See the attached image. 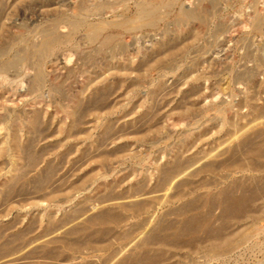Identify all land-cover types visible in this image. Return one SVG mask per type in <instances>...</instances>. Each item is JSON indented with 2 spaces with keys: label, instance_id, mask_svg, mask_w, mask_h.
<instances>
[{
  "label": "rangeland",
  "instance_id": "374dc122",
  "mask_svg": "<svg viewBox=\"0 0 264 264\" xmlns=\"http://www.w3.org/2000/svg\"><path fill=\"white\" fill-rule=\"evenodd\" d=\"M98 1L0 0V264H264V0Z\"/></svg>",
  "mask_w": 264,
  "mask_h": 264
},
{
  "label": "bare ground",
  "instance_id": "6f19581e",
  "mask_svg": "<svg viewBox=\"0 0 264 264\" xmlns=\"http://www.w3.org/2000/svg\"><path fill=\"white\" fill-rule=\"evenodd\" d=\"M84 1L85 3V0H82ZM88 1V0H87ZM98 1V0H96ZM109 2V0H107ZM169 1V0H168ZM78 2H81V1H78ZM99 2V1H98ZM105 2V1H104ZM76 3V1H75ZM74 3V4H75ZM84 3H80V5L84 4ZM102 3V2H101ZM115 3V2H114ZM169 3V2H168ZM79 4V3H77ZM99 4V3H98ZM107 4V3H106ZM113 4V3H112ZM165 5V3H164ZM167 5V4H166ZM88 6V4H87ZM154 6V5H153ZM91 7V6H89ZM81 8H85V7H81ZM154 8V7H153ZM153 8L151 9V11L153 10ZM100 8H98L99 10ZM79 10H80V7H79ZM88 10V9H87ZM86 11V10H85ZM90 10H88L89 12ZM95 11V10H94ZM139 11V10H138ZM87 12V11H86ZM87 12V13H88ZM141 12V10H140ZM149 12V11H148ZM84 12L81 10L80 12H77L76 14L78 15H75L74 19L68 21L69 23L65 22L66 24H70L71 27V31L67 34H65L64 36L66 38L64 39H70L73 35L74 32H76L77 30H79L84 24H86V31H88V33H90L91 35H95L96 34H99V29L101 28L100 24L99 23H90L88 21L89 17H87L85 14H83ZM95 13V12H94ZM160 13V12H159ZM83 14V15H82ZM114 14V13H113ZM82 15V16H81ZM139 15V13H138ZM156 15V14H155ZM154 15V16H155ZM193 15V14H192ZM153 16V15H152ZM157 16V15H156ZM202 16V15H201ZM127 17V16H126ZM140 17V16H139ZM160 17V16H159ZM149 18V17H148ZM152 18V17H151ZM158 18V17H156ZM60 19V18H59ZM137 19V18H136ZM67 20V19H66ZM125 20V19H124ZM154 20V19H153ZM65 21V20H64ZM119 21V20H118ZM123 21V19H122ZM132 21V20H131ZM137 21H140V20H137ZM58 22V21H56ZM56 22L54 23L56 25ZM60 22V21H59ZM99 22V21H98ZM29 24V23H28ZM110 24V23H109ZM125 24V23H124ZM128 24V23H127ZM47 25V24H46ZM50 25V23H49ZM129 25V24H128ZM131 25V24H130ZM150 25V24H148ZM120 26V25H119ZM127 26V25H126ZM136 26V25H135ZM53 27V26H52ZM131 27V26H130ZM44 28V27H43ZM136 28V27H135ZM42 29V28H41ZM104 29V28H103ZM85 30V29H84ZM69 31V30H68ZM43 34V33H42ZM46 34V40L43 41L44 43H42V48H40V52L41 50L43 49H46L48 47H50L54 42L56 41H59V39H61V35L60 33H58L59 35L55 34L52 30L48 31L47 33H44ZM88 35V34H87ZM115 35V34H113ZM112 35V36H113ZM92 36V37H93ZM98 36V35H97ZM108 37V36H107ZM110 37V36H109ZM95 38V37H94ZM38 39V38H37ZM63 39V40H64ZM90 39V38H89ZM103 39V38H102ZM109 39V38H108ZM106 41V40H105ZM37 42V41H36ZM63 42V41H62ZM65 42V41H64ZM104 42V40H103ZM35 43V42H34ZM41 46V45H40ZM21 48V47H20ZM95 48V47H94ZM6 49V48H5ZM35 49V48H34ZM99 49V48H98ZM20 50V49H19ZM95 50V49H94ZM1 51V50H0ZM45 51V50H44ZM39 52V51H38ZM19 53V52H18ZM21 53V52H20ZM19 53V54H20ZM45 52H42L41 54H43ZM14 54V53H13ZM17 54V53H16ZM39 54V53H38ZM30 55V54H29ZM44 55V54H43ZM42 55V56H43ZM84 56V55H83ZM82 57V56H81ZM40 58H38L39 60ZM36 60V59H35ZM9 62V61H8ZM5 63L6 64H8ZM30 63V62H29ZM40 63V62H39ZM37 64V63H36ZM14 66V65H13ZM39 66V65H38ZM12 67V66H11ZM7 69V68H6ZM2 70V69H1ZM34 71V70H33ZM36 72V71H35ZM38 72V71H37ZM39 73V72H38ZM3 75V74H2ZM40 75V74H39ZM7 76V75H6ZM41 76V75H40ZM40 79V78H39ZM42 80V79H41ZM43 85V84H42ZM33 87V86H32ZM34 88V87H33ZM256 190V189H255ZM228 194V193H227ZM230 195V194H229ZM228 196V195H227ZM226 196V197H227ZM224 197V198H226ZM232 199L230 200V202L226 203L225 207H227V212L229 211V213L231 212H235L237 210L240 209L241 210H245L247 208V201L246 199L244 198V196H241V197H231ZM225 200V199H224ZM237 213V212H236ZM197 218V216H196ZM194 217H189L187 218V220L185 219L184 222H182L183 224L181 225V227H179L177 230H175L172 234L170 235H163L161 237V240L160 243H159V248L160 249H171V248H177L178 246V243L177 241L182 237L184 236L185 234H189L191 233V236L194 237L195 236V231L197 230L198 227H200L201 224L200 223V220L199 219H196ZM199 218V217H198ZM195 220H198V223H196ZM210 233V232H209ZM221 235V234H220ZM154 236V235H153ZM149 238H152V237H149ZM195 238V237H194ZM193 239V238H191ZM150 244L149 240H146L144 241V245L145 246H148ZM234 245V242L232 240V237L231 236H216L214 237V239L210 240L209 244H208V248L211 250V251H214L216 254H219L221 253L222 251H225V250H229L233 247ZM144 253V252H143ZM211 254V253H210ZM148 257V256H147ZM135 261H138L140 260V256H136L134 257ZM139 262V261H138ZM143 264V263H142Z\"/></svg>",
  "mask_w": 264,
  "mask_h": 264
}]
</instances>
